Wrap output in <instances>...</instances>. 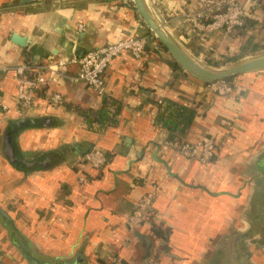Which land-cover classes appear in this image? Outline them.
Segmentation results:
<instances>
[{"label":"crops","instance_id":"obj_1","mask_svg":"<svg viewBox=\"0 0 264 264\" xmlns=\"http://www.w3.org/2000/svg\"><path fill=\"white\" fill-rule=\"evenodd\" d=\"M152 1L172 15L196 9L192 0ZM240 3L247 29L235 34L196 33L178 16L167 29L204 64H233L264 50V0ZM149 31L133 0H0V205L14 220L0 219V264H30L26 252L41 264H264L253 247L264 240V73L235 77L234 93L218 96L175 71L162 45L148 46L140 60L125 53L113 61L104 96L59 81L40 90L38 109L17 107L18 66L81 57ZM52 91L63 95L60 107L49 106ZM105 97L121 104L119 123L91 129L76 108L100 110ZM166 100L196 109L186 142L213 139L210 163L165 146L155 119ZM25 118L34 124L14 135L15 148L28 161L50 156L47 168L21 170L4 154L7 129ZM93 147L107 157L101 170L79 165ZM155 190L147 222L131 230L130 216Z\"/></svg>","mask_w":264,"mask_h":264},{"label":"built area","instance_id":"obj_2","mask_svg":"<svg viewBox=\"0 0 264 264\" xmlns=\"http://www.w3.org/2000/svg\"><path fill=\"white\" fill-rule=\"evenodd\" d=\"M156 7L164 24L169 25L172 19L182 18L183 23L189 25L192 30L200 34H211L214 32H225L229 35L235 34L245 27L246 13L240 0H192L196 9L193 11H180L177 15L169 14L156 0H148ZM161 45L157 36L149 31L145 35H130L115 43L96 48L81 57H63L55 62L33 66L22 64L15 71L18 80L17 107L21 112H31L40 107L39 92L45 86L58 83L59 81H70L74 84H84L93 89L98 95L106 93V73L113 61L119 56L129 53L140 60L144 57L148 46ZM71 67H76L77 72L72 73ZM236 83L231 80H221L205 84L206 92L218 96H227L234 93ZM49 106L57 108L64 103L60 92L52 91L47 96ZM162 102H160L161 104ZM2 111H7L2 106ZM165 146L174 149L187 160L197 161L201 164L210 163L217 155V146L213 139L203 138L196 143L185 142L179 144L176 141H166ZM79 165H89L96 170L103 169L108 160L105 153L99 148H93L86 156L80 157ZM86 182L85 178H82ZM157 190L148 193L136 206L135 211L128 220V226L135 230L143 226L153 208ZM117 262V260H114ZM139 264H156L153 259H147Z\"/></svg>","mask_w":264,"mask_h":264},{"label":"water","instance_id":"obj_3","mask_svg":"<svg viewBox=\"0 0 264 264\" xmlns=\"http://www.w3.org/2000/svg\"><path fill=\"white\" fill-rule=\"evenodd\" d=\"M31 0H23V2H30ZM138 13L143 19L146 26L153 32L159 39L162 46L170 53L174 62L178 64L186 73L190 74L197 80L210 84L216 81L226 80L241 75L250 73H259L264 71V55L255 58H245L242 61L233 63L228 67L213 68L210 67L192 53H190L167 29V26L158 18L154 10L147 0H133ZM13 40L20 46H26V38H21L18 35L13 37ZM83 56V55H82ZM34 124V121L28 118L21 119L11 124L7 129L4 137V154L13 166L21 170H36L40 168H47L49 166V159L40 161H28L22 158L14 145V135L18 130L24 129ZM168 140L174 141L172 137L168 136ZM94 148V147H93ZM93 148L87 152L81 153L80 157L86 156ZM0 219L5 223L14 226V220L11 215L0 205ZM135 231V230H134ZM133 231V232H134ZM26 242L23 240V245ZM26 259L30 264H41L40 260L36 259L34 255L29 252L25 253Z\"/></svg>","mask_w":264,"mask_h":264},{"label":"trees","instance_id":"obj_4","mask_svg":"<svg viewBox=\"0 0 264 264\" xmlns=\"http://www.w3.org/2000/svg\"><path fill=\"white\" fill-rule=\"evenodd\" d=\"M245 23L246 24L243 29L246 30V19ZM173 67L175 71H183V69L176 63L173 64ZM230 79L232 78L226 80ZM121 110V104L111 97H105L102 108L97 111L76 108L78 114L84 119L85 123L91 129H106L108 127L117 126ZM196 117V109L189 108L171 100H166L158 105V113L155 119V124L164 129L168 133V136L172 137L174 141L179 144H183L186 142L187 136L196 120Z\"/></svg>","mask_w":264,"mask_h":264},{"label":"rangeland","instance_id":"obj_5","mask_svg":"<svg viewBox=\"0 0 264 264\" xmlns=\"http://www.w3.org/2000/svg\"><path fill=\"white\" fill-rule=\"evenodd\" d=\"M167 51V50H166ZM169 53V52H168ZM170 54V53H169ZM262 55H264V50H260V51H258V52H256V53H254V54H251L250 55V57H248V58H255V57H258V56H262ZM240 61H242V60H240ZM232 64H228V65H226V66H221V65H219V66H213V65H210V67H213V68H221V67H228V66H231ZM209 66V65H208ZM260 74L261 73H264V71L263 72H259ZM258 73V74H259ZM235 78V77H234ZM234 78H232V79H230L231 81H233L234 80ZM254 235H255V233H254ZM253 247H255V248H257V249H260V250H262V251H264V240L263 241H259V242H257V243H254V245H253ZM255 253H257L256 251H255ZM263 254V253H262ZM264 255V254H263ZM259 256V255H258Z\"/></svg>","mask_w":264,"mask_h":264},{"label":"bare ground","instance_id":"obj_6","mask_svg":"<svg viewBox=\"0 0 264 264\" xmlns=\"http://www.w3.org/2000/svg\"><path fill=\"white\" fill-rule=\"evenodd\" d=\"M148 1V0H147ZM250 74H255V73H250Z\"/></svg>","mask_w":264,"mask_h":264}]
</instances>
